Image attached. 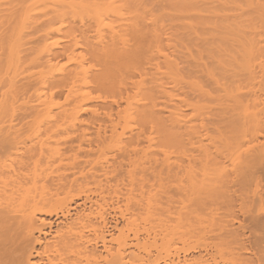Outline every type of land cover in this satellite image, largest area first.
I'll return each mask as SVG.
<instances>
[{
    "label": "bare ground",
    "instance_id": "bare-ground-1",
    "mask_svg": "<svg viewBox=\"0 0 264 264\" xmlns=\"http://www.w3.org/2000/svg\"><path fill=\"white\" fill-rule=\"evenodd\" d=\"M258 31L264 33L262 0H0V129L4 131L6 123L16 126L13 125L15 121L25 126L54 122L64 127L61 130L67 132L66 136L70 133L67 130L83 133L81 136L78 133L76 142L70 145L74 135L68 136L71 140L64 144L69 145L64 151L56 149L60 141H53L57 139L54 137L52 141L59 143L53 145H56L54 150L47 148L49 151H45L47 144L44 148L41 142L25 147L29 157L24 160L23 156L18 168L11 158L16 156L13 150H18L16 144L19 143L0 135V264H218L209 258L212 255L208 252L193 256L185 250L180 256L179 249L175 254L170 251L175 236L184 244L196 237L198 241L193 243L201 246L198 242H202V238L196 235L202 234V208L198 202L202 197L183 194L182 199L189 203L185 205L182 200L185 207L190 209V205L195 204V208L187 212L189 209L180 203L181 208L178 207L186 210L180 216L179 209L178 214L177 208L172 212L167 209L169 201L165 199L163 205L159 202L163 194H157L158 197L156 193H161L163 185L160 190L155 189L154 194V187H151L154 182L147 181L157 176L163 179L165 174L162 177L160 171L171 169L169 159L172 156H177L178 162L179 158L183 161L186 158L187 165L181 166L182 161L178 166L186 170L188 176L184 174L188 180L193 171L194 176H198V171L202 175L204 168L222 170V162L212 157L219 144L215 146L216 139H212V130L207 127V121L212 122V119L215 124L224 122L221 124L227 126H221L228 131L226 137L223 136L225 130H217L221 135L214 131L220 140H225L224 149L217 153L220 157L227 154L228 158L222 156L225 163L228 160L233 170L238 165L262 167L264 61L261 62L264 53H261L264 34ZM256 38L262 41L258 44ZM257 58L262 59L261 62ZM258 62L257 68L261 66L262 71L257 69V72L262 80L254 73V65ZM204 75L216 84V89L222 86L220 89L224 87L225 90L215 92L211 82L214 92L210 93V88L203 86L204 81L206 83ZM243 75H246L245 80L255 83L241 79ZM219 76L223 82L225 77L236 79L230 78L231 85L232 81L225 78L231 84L228 81L222 85ZM259 83H263L261 95L251 97ZM241 87L246 88L248 94L252 92L251 99L243 95L245 89ZM240 91H244L243 100L237 98ZM216 93L217 98L223 97L221 93L231 96L227 99L233 101L234 98V105L232 101L226 105V95L225 100L220 99L222 104L215 101ZM245 98L249 100L244 102ZM205 99L216 105L209 106ZM206 104L211 114L215 111L224 114V109L229 113L224 110L225 115H210L206 112L209 110ZM215 106L214 112L211 111ZM230 107H235V111ZM235 112H239L238 119ZM105 123L113 126L112 140ZM49 125L46 131L52 128L56 132L51 134L55 133L53 136L57 135L60 140L63 131L59 134ZM83 125L94 129L83 132L81 126L87 128ZM16 127L10 129L20 132L22 127ZM117 133L121 135L120 142L116 139L115 147L108 145V139L113 142ZM258 137L263 138L262 141ZM205 139L209 142L204 143ZM206 142H214L216 150L210 153V145ZM93 146L97 147L95 152L108 153L111 157L95 156ZM109 149L114 153L110 154ZM138 158L142 163V159L144 163L148 161L147 165L138 166ZM178 166L172 165V172L175 168L179 170ZM138 167L142 168L135 172ZM194 176L191 177L196 178ZM137 180L144 186V182L150 184L152 194L149 193L151 189L146 192L143 186L134 188V183L141 184ZM125 182L128 188L124 187ZM196 183L190 186L195 187ZM141 192L145 195H139ZM152 198L156 201L160 198L161 205L150 202ZM194 200L197 205L191 202ZM152 202L161 208L164 206L163 211ZM196 208L200 209L197 215ZM169 212L179 215L171 225L168 222L174 214ZM161 214L167 218L157 220ZM154 220H157L159 232L153 231L156 227H149ZM232 230H229L231 239L241 242L243 233L241 236L235 233V228L234 233ZM154 246L156 251L164 252L154 254ZM176 247L173 246V253ZM244 260L243 264L252 262V259ZM229 262L235 264L231 258Z\"/></svg>",
    "mask_w": 264,
    "mask_h": 264
},
{
    "label": "rangeland",
    "instance_id": "rangeland-1",
    "mask_svg": "<svg viewBox=\"0 0 264 264\" xmlns=\"http://www.w3.org/2000/svg\"><path fill=\"white\" fill-rule=\"evenodd\" d=\"M263 2H264V0H262ZM258 32H260V31H258ZM262 33H263V31H261ZM260 32V33H261ZM264 34V33H263ZM258 36H260V34L258 33L257 34ZM258 36H257V38H258ZM261 36H262V34H261ZM262 37H264V36H262ZM262 37H259V38H261L262 39ZM256 38V39H257ZM263 40V39H262ZM262 40H258L257 39V43L259 44V42H261ZM264 41V40H263ZM263 43V42H262ZM261 43V44H262ZM258 44H257V46H258ZM264 44V43H263ZM259 46H261V45H259ZM264 46V45H263ZM262 46V47H263ZM262 47H259V48H262ZM264 48V47H263ZM259 50H262V49H259ZM264 50V49H263ZM262 50V53H261V55L264 53V51ZM259 53V52H258ZM260 55V58H262V56ZM264 55V54H263ZM264 57V56H263ZM258 59V58H257ZM263 59V58H262ZM261 59V60H262ZM260 62H261V60L260 59H258ZM263 61L264 60H262V62L261 63H263ZM256 62H257V60H256ZM264 64V63H263ZM256 65V66H255ZM254 65V69L256 68V71H254V73L255 74H258V79H259V77L261 76L259 73L260 72H257V69H259L258 71H262V67L260 66L259 68H257V66H259L260 65V63L258 62V64H255ZM264 69V68H263ZM257 72V73H256ZM242 76V75H241ZM241 76H239V77H241ZM205 77V78H204ZM204 77L202 76V78L203 79H206V83H205V81H204V83H203V81H202V83H203V86L204 87H207V88H210L209 89V92L211 93V92H216V90H217V92L219 91V90H221V92H222V89L224 88H222V89H220L222 86H219L220 88H219V90H218V88L216 89V84L215 83H213V81L211 80V81H209V79L210 78H208V77H206L205 75H204ZM220 77V76H219ZM239 77H237V79L239 78ZM208 78V79H207ZM221 78V79H220ZM219 79L221 80L220 82H222V85L224 84V83H227L228 84V81H229V85L231 84V82H230V80L233 78V77H225L226 79H230V80H225V78H224V82H223V79H222V77H220ZM245 78H246V75H243V77L241 78V79H244L245 80ZM234 79H236L235 77L232 79V80H234ZM248 79V78H247ZM263 79V77L261 78V79H259V80H262ZM208 80V81H207ZM231 80V81H232ZM258 80V82H261V81H259ZM264 80V79H263ZM225 81H227V82H225ZM236 81V80H235ZM245 81H247V80H245ZM210 82V83H209ZM211 82H212V84L214 85V87H213V85L211 84ZM248 83H251L252 81L251 80H249V81H247ZM264 82V81H263ZM238 83V82H237ZM245 82L243 81V83H242V81H241V84H244ZM255 82H252V84H254ZM234 84H235V82H234ZM241 84H238V85H241ZM207 85H209V86H207ZM228 85V86H229ZM231 85H233V81H232V84ZM211 86L213 87V89H214V91H213V89L211 88ZM226 86V85H225ZM234 86H236V84L234 85ZM243 86V85H242ZM245 86H246V84H245ZM249 86V85H248ZM248 86H247V88H248ZM258 85H256V87H257ZM254 87H255V85H254ZM253 87V89H255ZM206 88V90L208 91V89ZM229 88H232V87H230L229 86ZM244 91H240V92H242V93H240L241 94V96H240V94H239V96H237V98L238 97H240V99H242L243 100V98L244 97H242L243 95L244 96H246V97H249V94H251V93H249L248 94V92H246V91H248L246 88H243V87H241ZM259 88V89H258ZM263 88V83H259V86L257 87V89L258 90H260V89H262ZM241 89V90H242ZM250 89V88H249ZM257 89H255V91L256 92H259V93H256L255 92V94H254V92L252 93V96L251 97H254L255 95H257V96H260L261 94H260V92H261V90L260 91H257ZM212 90V91H211ZM224 90H225V88H224ZM251 90H252V88H251ZM254 91V90H253ZM225 92V91H224ZM243 92H244V94H243ZM213 94V93H212ZM218 93H216L215 94V96L217 95ZM219 94H220V92H219ZM222 94H224V95H226L225 93H221V95ZM243 94V95H242ZM259 94V95H258ZM223 95V97H220L219 96V98H217V96L215 97L214 95H213V98L215 97V98H217V100H215V101H217V102H219L220 101V99H222V100H225V96ZM238 95V94H237ZM254 95V96H253ZM231 97V96H230ZM230 97H228L227 95H226V101H228L227 102V104L226 105H228V104H230V103H232L233 101H234V98H233V101H232V99H227V98H230ZM251 97H249V99H251ZM208 98V97H207ZM213 98L211 99L212 101L211 102H213ZM257 98V97H256ZM239 99V98H238ZM248 98H245V101L244 102H246L247 100H249ZM206 100V99H205ZM206 101H208V104H209V106L212 104V107L214 106V105H216V104H214V103H211L210 102V100H206ZM214 101V102H215ZM232 101V102H231ZM223 102V101H222ZM220 103H221V101H220ZM225 103V102H224ZM214 104V105H213ZM222 104V103H221ZM223 105H225V104H223ZM233 105H234V102H233ZM206 106L208 107V105L206 104ZM222 107V106H221ZM237 107V106H236ZM215 108H216V106L214 107V108H212V110L211 111H213V109L215 110ZM231 108V107H230ZM208 109H209V107H208ZM219 109H220V106H219ZM228 109V108H227ZM232 109V108H231ZM230 109V110H231ZM234 109H236L235 107H234ZM234 109H232V110H234ZM221 110V109H220ZM224 110H226V109H224ZM224 110H222L223 112L222 113H224V114H221V115H225V112H224ZM237 110H238V108H237ZM219 111V110H218ZM228 113H229V111L228 110H226ZM235 111V110H234ZM206 112L207 113H209L210 115H218L217 114V111H215V113L213 114H211V112H210V109L209 110H206ZM214 112V111H213ZM236 113V112H235ZM235 113H231L232 115L233 114H235ZM238 114H239V112H237ZM237 113L235 114L236 115V118L238 119V117H239V115L237 116ZM230 114V117L232 116ZM220 115V114H219ZM220 115V116H221ZM234 115V116H235ZM229 116V115H228ZM233 116V117H234ZM213 118V117H212ZM227 118H229V117H227ZM232 119H235V118H232ZM231 119V120H232ZM237 119H235V120H237ZM211 120V119H210ZM214 119H212V122L211 121H207V127H208V129L210 130H212V139L215 137V139L217 140V142H216V140L215 139H213V140H215V146H216V144H218L216 147H218V150H216L215 148V146L213 145L214 144V142L213 143H211L212 141L209 139V137L207 138L209 141H211L210 143L211 144H208V140L207 139H205L203 142L205 143V141H208V142H206V144L207 145H210V146H208V148L209 149H211V151H210V153H212L213 152V150H216L215 152H213V154H212V157L214 158L215 157V159H217L216 161H220V162H222V166H220L221 168L223 167V168H225V166H228V167H226L225 168V170H227L228 168V170L225 172V170L222 168V170H218V168L216 167V169H215V167H214V169H212L211 167H209V168H207L206 170H205V168L204 169H202V175H200V173L199 172H201V171H198V174L202 177V179H200L199 178V175L197 176V175H195L194 176V174H196L195 173V171H193L192 173L193 174H189V180H190V177L191 176H194V177H196V178H193V177H191L192 179H194V180H190V182H189V180H188V174L187 173H185L184 171H186V170H182L181 169V167H180V165L178 166V164H180V163H182V161H183V158H179L180 159V162H178L179 160H175V159H177V156L175 157V156H172V159L174 160H172V159H169V162L171 163V164H169L170 166H171V169L169 168H164L162 171H160V172H158V174L160 173L161 175H162V177H164L163 179H165V180H163V179H159V176H157L156 177V179H158L157 181H158V183L157 184H155L157 181H156V179L155 178H153V180L155 179V181H153L152 180V178L150 179V180H152V181H147L148 183L149 182H154V185L152 186L151 185V187H154V189L153 188H151L149 185H147V183H145L144 182V184H145V186L141 183V181H139V180H137V181H139L141 184L140 185H137L136 183H134L133 185H134V188H136V189H141L140 187L141 186H143L144 187V190H146V192H148L150 189H151V191L149 192V193H151L152 194V189H153V193L155 192H157V191H155V189H158V190H160V188L161 189H163L162 191H160L161 193H156V195L158 194H163V197H165V198H159V200H161V201H159L161 204L163 203V202H165V199H166V201H169V205H168V208L167 209H171L170 211L172 212V210L174 211L176 208V210H175V212L177 213L179 210H180V216L182 215L181 213H183L184 214V212L186 211L185 209H184V207H185V205H188V204H186V202H187V200H185V199H182V197L183 196H185L187 193H188V195H186V197H188V196H190V197H192V195H194V197L196 196H198L199 198L200 197H202V199H201V202H200V200H198V202H199V206L202 208V226H201V231L200 232H202V236L201 235H199V234H197L196 236L197 237H199V238H202V239H200L202 242H198V243H202L201 244V246L199 245V244H197L196 242L198 241H196V237H194V240L191 238V241H189L190 243H186V244H184L183 243V240H182V242L180 241V239H178L177 237H179V236H175V239H174V241L173 242H175V244H172L174 247H176V246H178L179 248H175L176 250H175V252L173 253V250H174V248H173V246H171V248L173 249H171L170 251H171V253L172 254H175L176 252H177V250L179 249V251H178V253H180V256L182 255H184V251L185 250H187V252H188V254L189 255H195V256H198L199 254H200V252L201 253H203V254H206V252H208V255H212L211 257H209L210 259H215L216 261H218L217 263L218 264H230V262H229V258H231V262L232 261H234L235 262V264H239L240 263V261L239 260H241V264H243L242 262H245V260L244 259H246L247 260V262L250 260V259H252V262H251V260H250V262H251V264H264V157L262 158V161L263 162H261V164H263V165H261L262 167H260V165L258 166L257 165V167H255V166H253L252 168H242V165H238L237 167L236 166H234L235 168H234V170L231 168L232 167V165L231 166H229V164H228V160L226 161V163H225V159L222 157V156H224V157H227L228 158V156H227V154H223V155H221V157L219 156V155H217V153H219V152H221L223 149H224V144H225V140H224V142H223V140H220V138L218 137V133L219 132H217V130L219 129V128H221V126L223 127V126H225V127H227L226 126V124H221V123H224V122H217V123H219V124H221V125H219V124H215L216 122L215 121H213ZM16 122V121H15ZM15 122H13V125H16V126H20V127H22V129L20 130L19 129V131L20 132H16V130L15 131H13L14 130V127H16V126H12L11 125V127L9 126V123H6V124H4V125H6V126H4V128H3V130L5 131L6 130V132H4V131H2V129H0V135H1V138H6V137H11V139H13L14 140V143L16 142V143H19V144H21V146L23 145V147L21 148V146L18 144H16V148L18 149V150H21V152L19 151V153L17 152L18 150H13V155H16V156H14V158H11V155H10V158H11V160H13V159H15V161H14V167H17L18 168V166H19V163L22 161V158H23V156H24V160H27V158L29 157V156H27L28 154V152H26V151H28V150H26V148L25 147H27V146H31L32 144H34V145H36V142H41L42 144H43V147L45 148V143L47 144V146H46V148H45V151H49L50 149H55L54 147H56V145L53 147V145L56 143H54L53 141H60L59 143H60V145L62 144V146L60 147V145H58L59 143H56L59 147H57L56 149H61V150H67L68 149V146L72 143V141L73 142H76V137H77V134L80 132H78V131H69V130H67L68 132H70V133H68L67 134V136H66V133L67 132H65L64 131V129L63 130H61V128H64V127H59L56 123H54V122H48L47 124H51V125H53L55 128H56V130H57V132H59V134L61 133L62 135H60V136H62L61 137V139H63L64 138V140H59V138L57 137V135L56 136H53V135H55V133L53 134H51V132H53V131H55V130H53L52 128H51V130H50V132L47 130L46 131V125L45 124H38V123H34V124H31L30 126H25V125H23V122H16V124H14ZM2 124V123H1ZM36 124V125H35ZM63 124V123H62ZM22 125V126H21ZM32 125H33V127H32ZM37 125H39L38 127L39 128H41V130H39V128H37ZM43 125V126H42ZM44 125H45V129H44ZM51 125H49V126H51ZM59 125H61V124H59ZM64 125V124H63ZM62 125V126H63ZM216 125L218 126V128H216ZM53 126H51V127H53ZM83 126H86L87 128H85V127H82L81 126V128H83L82 129V131L83 130H85V131H87L86 129H88V130H90V131H92L91 130V128H90V126H88V125H83ZM105 126H106V128L108 127V136L110 137V136H112L111 134H112V129H111V127H113V126H111V124H109V123H105ZM110 126V127H109ZM6 127V128H5ZM7 127L9 128H13V130H11L10 128L7 130ZM23 127H26V128H23ZM28 127V128H27ZM30 127H31V130H30ZM118 127H120V126H118ZM117 127V128H118ZM225 127H224V130L221 128V129H219L218 131H224L225 132V134L223 133V136L225 135V137L226 136H228V131H226V129H225ZM0 128H1V126H0ZM17 128V127H16ZM15 128V129H16ZM54 128V129H55ZM79 128V127H78ZM216 128V129H215ZM25 129H27V130H25ZM34 129V130H33ZM38 129V130H37ZM43 129V130H42ZM92 129H94V128H92ZM17 130H18V128H17ZM23 130H25V131H23ZM33 130V131H32ZM38 132H37V131ZM79 130H80V128H79ZM120 130V128H118V130L117 131H119ZM29 131H30V133H29ZM36 131V132H35ZM39 131H40V133H39ZM85 131H83V132H85ZM214 131L217 133V134H215L214 135ZM222 131V132H223ZM25 132V133H24ZM28 132V133H27ZM45 132L47 133V132H49L51 135H50V137H49V135H48V133L47 134H45ZM56 132V131H55ZM64 132H65V134H64ZM109 132H110V134H109ZM121 132V130L119 131V133ZM210 132V131H209ZM208 132V136L210 135V133ZM226 132H227V134H226ZM5 133L6 134H8V135H5ZM72 133H73V135H72ZM25 134V135H24ZM32 134V135H31ZM58 134V133H57ZM81 133H79L78 135H80ZM83 134V133H82ZM81 134V135H82ZM121 134V133H120ZM120 134H116L115 136H117V137H115L114 138V140H113V142H110L109 140L110 139H108V142L109 143H112V144H109L108 143V145H110V146H112V147H115L117 144H116V142L115 141H117L116 139H118V141L120 142V137H121V135ZM220 135H221V133H219ZM12 135V136H11ZM17 135V136H16ZM29 135V136H28ZM40 135V136H39ZM80 135V136H81ZM5 136V137H4ZM35 136V137H34ZM46 136V137H45ZM63 136H65V137H63ZM68 136H73L72 138H74V139H72L71 140V137H68ZM216 136L218 137V138H216ZM22 137V138H21ZM34 137V138H33ZM44 137V138H43ZM52 137H54V138H57V139H52ZM108 137V138H109ZM1 138H0V140H1ZM49 139V140H46V139ZM51 138V139H50ZM111 138V137H110ZM228 138V137H227ZM37 139V140H36ZM39 139V140H38ZM43 139V140H42ZM258 139H259V141L261 140V139H263V138H261L260 139V137H258ZM17 140V141H16ZM53 140V141H52ZM70 140H71V142H70ZM111 140H112V138H111ZM43 141V142H42ZM50 141H51V143H50ZM117 141V142H118ZM262 141V140H261ZM34 142V143H33ZM53 142V143H52ZM70 142V143H69ZM37 143V144H38ZM69 143V145L67 146V145H64V144H68ZM104 143H107V141L106 142H104ZM113 143H115L116 145L114 146V144ZM27 144V145H26ZM25 145V146H24ZM48 145H50L49 147H48ZM105 145H107V144H105ZM212 146H214V147H212ZM52 147V148H51ZM87 148H88V146H86ZM96 146H93V150L95 149L96 151H97V147L95 148ZM105 147H107V146H105ZM212 147V148H211ZM220 147H221V149H220ZM21 148V149H20ZM49 149V150H46V149ZM108 148H111V147H109L108 146ZM214 148V149H213ZM223 148V149H222ZM23 149H25V150H23ZM28 149V148H27ZM99 149H101V148H98V150ZM114 148H112V150H113ZM95 150H94V155L95 156H98V154L100 155V154H103V153H99V152H95ZM104 152H107V150L104 148ZM16 151V152H15ZM100 152H102V150H99ZM111 151V149H109L108 150V152H110ZM114 151V150H113ZM252 152L254 151V150H251ZM250 151V153H252ZM24 152V153H23ZM18 153V154H17ZM22 153V154H21ZM112 152H110V154H111ZM114 153V152H113ZM112 153V154H113ZM216 153V154H215ZM254 153V152H253ZM24 154H26V155H24ZM104 154H105V156H104ZM103 155H101V157L99 156V158L100 159H103L102 157L104 156V159H105V157L106 156H108V157H106V158H110L111 157V155H110V157H109V154L108 153H104ZM106 154H108V155H106ZM214 154L216 155V156H214ZM19 156H20V158H19ZM211 156V155H210ZM219 156V157H218ZM250 156V155H249ZM252 156V155H251ZM13 157V156H12ZM212 157H210V158H212ZM17 158V159H16ZM19 158V159H18ZM140 158V157H139ZM138 158V159H139ZM144 160H147L145 157H142ZM162 158V157H161ZM170 158H171V156H170ZM212 158V159H213ZM218 158H220V159H218ZM99 159V160H100ZM142 159V161H143V163L142 162H140L141 160L139 159V162L138 161H136L137 163L136 164H139L138 166H142L143 164H144V166H145V164L147 165V163H148V161L146 162L145 161V163H144V160ZM211 159V160H212ZM214 159V160H215ZM223 159V160H222ZM245 159H249V157H245ZM20 161V162H19ZM102 161V160H101ZM185 161H187L186 160V158L184 159V161H183V164H181V166H183V165H187V163L185 162ZM215 161V162H216ZM224 161V162H223ZM16 162H17V164H16ZM19 162V163H18ZM173 162V163H172ZM175 163V164H174ZM221 164V163H220ZM224 164H225V166H224ZM228 164V165H227ZM172 165H174V167H176L177 168V166L179 167V170L178 169H174V170H176L175 172H172L173 170H172ZM185 165V166H186ZM214 166H217V165H214ZM143 167V166H142ZM142 167H138V171H135V172H139L140 170H139V168H142ZM183 168V167H182ZM220 168V169H221ZM166 169H168V171H169V173H168V171L166 170ZM244 169V170H243ZM178 170V171H177ZM216 171V173H215V171ZM222 171V172H218V171ZM233 170V171H232ZM182 172V173H180V172ZM177 172H179V173H177ZM141 173V172H140ZM177 173V174H176ZM187 175L186 177H185V174ZM136 174V173H135ZM137 174H139V173H137ZM136 174V175H137ZM165 174V175H164ZM173 174H174V177H173ZM180 174V175H179ZM235 174V175H234ZM164 175V176H163ZM177 175V176H176ZM191 175V176H190ZM169 176V177H168ZM177 177H179V178H177ZM182 177V178H181ZM197 178H199L198 179V181H196V182H198L200 185H201V183H202V185L200 186L199 184H197L196 182H195V180L197 179ZM236 178H238V179H236ZM162 180V181H161ZM201 180V181H200ZM193 182V183H192ZM201 182V183H200ZM128 183V182H127ZM151 183V184H152ZM166 183H168V184H166ZM190 183V184H189ZM194 183H196L195 185V187L197 188V189H199V190H197V192L198 191H201L202 193H200V192H196V190H193L192 188H194L195 189V187H191L190 185H194ZM125 184H126V182H125ZM130 184V183H129ZM132 184V183H131ZM131 184H130V186H131ZM139 184V183H138ZM132 185V186H133ZM135 185H136V187H135ZM158 185H159V187H158ZM161 185H163V186H161ZM164 185H168L167 187L166 186H164ZM129 186V187H130ZM161 186V187H160ZM124 187H127V184H126V186H124ZM143 187H142V189H143ZM157 187V188H156ZM166 187V188H165ZM171 187V188H170ZM128 188V187H127ZM124 189H126V188H124ZM171 189V190H170ZM179 189V190H178ZM216 189H219V190H216ZM220 189H221V193H222V195H221V193H220ZM168 190V191H167ZM186 191V193H185V191ZM216 190V191H215ZM126 191L128 192V189H126ZM126 191H124V193L126 192ZM140 191V190H139ZM191 191H193L192 193H191ZM196 193H195V192ZM136 192V191H135ZM145 192V191H144ZM144 192H141V194H139V195H142V193L145 195V193ZM159 192V191H158ZM182 192V193H181ZM216 192V193H215ZM217 192H219V193H217ZM228 192V193H227ZM229 192H230V194H229ZM138 193V192H137ZM154 193V194H155ZM225 193H227V195H225ZM151 194H149V196H153V195H151ZM183 194H185V195H183ZM196 194V195H195ZM200 194V195H199ZM214 194V195H213ZM217 194V195H216ZM156 195H154V196H156ZM157 195V196H158ZM173 195L175 196V198L173 197ZM181 195V196H180ZM202 195V196H201ZM32 195H30V197H31ZM216 196V197H215ZM222 196V197H221ZM146 197H148V195L147 196H144L143 198H146ZM159 197V196H158ZM157 197V198H158ZM170 197H172V199H170V200H168V198H170ZM186 197H184V198H186ZM140 198H141V196H140ZM178 199V200H174V199ZM30 199V198H29ZM32 199V198H31ZM195 199V198H194ZM157 200V199H156ZM156 200H154L153 198L150 200V202L151 201H155V202H158V201H156ZM182 200H184L185 201V205L183 204V202H182ZM28 201H30V200H28ZM163 201V202H162ZM172 201V202H171ZM175 201H177V202H175ZM181 201V202H180ZM158 202V203H159ZM191 202H195L196 203V205L198 204V202L196 201V200H194V201H191ZM29 203V202H28ZM145 204H144V207H145V205H146V201L144 202ZM153 204H154V202H152ZM151 203V204H152ZM157 203V204H158ZM159 203V204H160ZM180 203H182L183 205H184V207H183V210L182 209H180L181 208V205L182 204H180ZM152 204V205H153ZM160 204V205H161ZM164 204V203H163ZM162 204V205H163ZM172 204H174V205H172ZM160 205H158V206H156V203L153 205V206H155V207H157V209L158 210H160L159 208H161V206ZM165 205H166V203H165ZM175 205H177V206H175ZM195 205V204H194ZM194 205L192 204V205H190V206H192V208L190 207V209H191V212H192V209L193 208H195L194 207ZM160 206V207H159ZM180 208H179V207ZM146 207H148V206H146ZM145 207V208H146ZM164 207V206H163ZM162 207V208H163ZM165 207H167V206H165ZM171 207V208H170ZM154 208V207H153ZM162 208H161V210H162ZM186 208V207H185ZM199 208V207H198ZM164 209V208H163ZM166 209V208H165ZM179 209V210H178ZM186 209H189V208H186ZM190 209L187 211V212H189L190 211ZM154 211H157L155 208L153 209ZM194 210V209H193ZM196 210H198L197 208H196ZM195 210V211H196ZM163 211V210H162ZM199 211H200V209L196 212V215L199 213ZM164 212H166V214H167V211H164ZM170 213V212H169ZM176 213H170V214H174V215H171L170 217L172 218H170L169 219V224L171 225V221H175L176 222V220H177V217L179 216V215H176ZM160 214V213H159ZM166 214H165V216H166ZM170 214H168V215H170ZM178 214V213H177ZM188 214H190V213H188ZM193 214H195L194 212H193ZM162 215V214H161ZM160 215V217L159 218H157V220H159V219H166L167 217H164L163 215L161 216ZM167 215V216H168ZM154 216H157V214L156 215H154ZM175 216V217H174ZM190 217H191V214L189 215ZM162 217H164V218H162ZM192 217H194V215L192 216ZM204 217H207L208 219H205ZM212 218V220H210ZM155 219V218H154ZM176 219V220H175ZM157 220L155 221L154 220V222H151L150 224V226L149 227H156V226H158V224H157ZM208 221V223H207V221ZM234 220V221H233ZM152 221V220H151ZM210 222V223H209ZM173 224H175L174 222H172ZM204 223H206V224H204ZM239 223H241V225L239 224ZM208 224V225H207ZM229 225V226H225V225ZM223 225V226H222ZM226 229H225V228ZM157 228V230H153V231H155V232H159V230L160 229H158V227H156ZM155 228V229H156ZM234 228H235V230H236V232L235 233H239V235H241V236H243L244 238H242V240H241V242H243V244H241V242H239L238 240H236V238H234V239H231V233H229L230 231L229 230H232L233 232L232 233H234ZM244 229H245V231H244ZM247 230V231H246ZM154 232V233H155ZM261 232V233H260ZM224 233V234H223ZM228 233V234H227ZM242 233H243V235H242ZM258 235V236H257ZM201 236V237H200ZM233 237H235V236H233ZM198 238V239H199ZM260 239V240H259ZM180 242H178V241ZM221 240V241H220ZM160 240H158V242H159ZM176 241H177V243H176ZM188 241H184V242H188ZM194 241H196L195 243L196 244H194L193 242ZM225 241H227V242H225ZM172 242V243H173ZM221 242H222V244H221ZM180 245H179V244ZM220 243V244H219ZM157 244H159V243H157ZM254 244V245H253ZM160 245V244H159ZM185 245V246H184ZM189 245V246H188ZM222 245V246H221ZM241 245H243L244 246V248H243V246H241ZM247 245V246H246ZM199 246V247H198ZM218 246V247H217ZM185 247V249L183 250V248ZM188 247H190V250L191 249H193V251L191 250H188L187 248ZM203 247V248H202ZM155 248V246L154 247H152V249H154ZM200 248V249H199ZM219 249V251L217 250V249ZM239 249V250H237V249ZM250 250H249V249ZM156 249V248H155ZM152 250L153 251V253L155 254H158L157 252H160L161 250H159V251H156V250ZM169 249H170V247H169ZM195 249V250H194ZM199 249V250H198ZM221 249H223V250H225L226 249V251H222ZM182 250V251H181ZM200 250H202V251H200ZM204 250H206V251H204ZM253 250V251H252ZM217 251L219 252L218 254H217ZM236 251V252H235ZM238 251V252H237ZM240 251H242V252H240ZM244 251H246V253L244 252ZM162 252H164V251H161L160 252V254L162 253ZM191 254H190V253ZM216 252V253H215ZM220 252H222V254L220 253ZM232 252V253H231ZM240 252V253H239ZM250 252V253H249ZM231 253V254H230ZM252 253V254H251ZM256 253V254H255ZM220 254V255H219ZM239 254V255H238ZM241 254V255H240ZM255 254V255H254ZM219 255V256H218ZM228 255V256H227ZM252 255H254V256H252ZM258 255V256H257ZM226 258H225V257ZM239 256H241V257H239ZM262 256V257H261ZM208 257V256H207ZM221 257V258H220ZM222 257H224V259L222 258ZM229 257V258H228ZM242 257H244V258H242ZM237 259V260H232V259ZM249 260H248V259ZM257 258H258V260H257ZM262 258V259H261ZM221 259V260H220ZM244 261H243V260ZM261 259V260H260ZM228 260V261H227ZM255 261V262H254ZM224 262V263H223ZM249 262V263H250ZM258 262V263H257ZM263 262V263H262ZM246 263V262H245ZM248 263V264H249ZM232 264V263H231Z\"/></svg>",
    "mask_w": 264,
    "mask_h": 264
}]
</instances>
